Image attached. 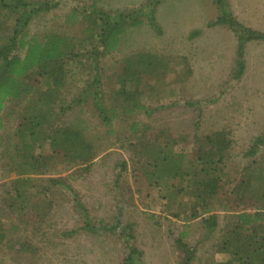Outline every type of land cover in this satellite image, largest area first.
<instances>
[{"label":"trees","instance_id":"obj_1","mask_svg":"<svg viewBox=\"0 0 264 264\" xmlns=\"http://www.w3.org/2000/svg\"><path fill=\"white\" fill-rule=\"evenodd\" d=\"M61 1L0 0V110L6 101L17 102L12 112L16 127L3 166L7 173L20 177L2 194L0 210L8 213L0 218V256L8 252L15 257L29 254L33 258L38 254L37 236L53 214V188L60 186L67 190L73 202L83 208L63 178H49L48 186L34 189V178L29 177L76 169L90 171L104 153L86 131L81 110L76 113L78 107L83 109L92 98L97 119L112 128L115 120L138 113L149 116L156 111L147 103L170 89L166 75L171 68L178 71L182 65L184 82L190 76L191 69L185 60L169 62L150 53H131L112 69L114 95L106 97L96 56L116 53L122 37L130 29L140 27L144 15L158 30L153 12L161 0L151 1L147 14L143 8L116 13L99 8L95 0L89 6L78 0H66L71 8L65 24L71 25L72 31L75 27L79 29L76 35L49 32L29 36V22ZM210 1L216 17L207 27L226 28L237 41L236 58L229 73L234 83L244 74L246 45L264 42V32L242 25L231 12L229 0ZM192 34L190 37L197 35ZM87 46L94 68L92 80L82 91L71 93L74 85L67 63ZM200 119L198 115L197 125L190 131L134 121L120 132L109 130L108 134L115 137L114 142L128 156L117 163V178L127 179L129 170L135 192L149 199V210L158 206L164 219L181 221L183 227L198 222L207 235L217 233L212 263L264 264V155L258 154L260 149L264 150V133L243 155L249 159L240 168L233 161L235 146L230 132L214 129L202 134L198 127ZM127 192L132 199V189L127 188ZM220 213L224 214L226 224L219 231ZM85 226L92 230L89 221ZM118 227L114 225L108 230L114 232ZM125 231H122L125 256L120 264H144L142 253ZM185 235L182 231L176 238L180 253L177 264L196 261V249L183 241Z\"/></svg>","mask_w":264,"mask_h":264},{"label":"rangeland","instance_id":"obj_2","mask_svg":"<svg viewBox=\"0 0 264 264\" xmlns=\"http://www.w3.org/2000/svg\"><path fill=\"white\" fill-rule=\"evenodd\" d=\"M65 1L35 16L28 24L29 36H43L49 32H71L76 35L79 29L75 27L72 31V26L65 24L66 14L71 8ZM78 1L89 6L93 0ZM95 1L104 11L124 13L143 8L147 14L150 8L148 5L153 0ZM228 2L231 12L242 25L264 32V0ZM153 14L158 30L151 26L148 17L144 15L141 17V26L130 29L122 37L116 53L105 57L99 54L96 56L95 60L101 70L100 82L106 97L114 95L115 83L110 80L112 69L131 53H150L162 56L169 62L185 60L191 69L190 76L187 75L184 82L182 65L178 71L171 68L166 75L170 89L147 103L156 111L149 116L138 113L125 120H115L112 128L105 127L97 119L91 106L92 98L88 104L83 105V109L78 107L76 113L79 114L81 110L86 131L102 146L104 153L91 165L90 171L76 169L62 174L29 177L34 178V189L48 186L46 180L49 178H63L72 187L83 208L73 202L70 192L60 186L53 188V214L41 226L37 236L40 240L38 254L33 258L29 254L15 257L7 252L0 256V264H120L125 256L124 229L142 253L144 264H177L180 253L176 238L182 231L186 233L182 237L183 241L196 249V261L193 264H214L213 246L218 238L217 233L207 235L198 222L183 227L181 221L164 219L158 206L149 210V199L135 192L136 187L129 170L126 172L127 179L117 178V163L126 160L128 156L108 131L120 132L133 121L157 128L167 126L190 131L196 127L198 115H201L199 132L203 134L214 129L229 131L235 146L233 161L237 167H243L249 159L243 155L264 133V43L249 45L248 74L232 83L229 73L237 41L226 28L207 27L216 17L215 7L210 0H161ZM192 33L197 35L190 37ZM67 69L74 85L71 93L82 91L94 73L90 48L85 47L70 59ZM188 101L196 104L189 106ZM16 106L17 102L6 101L0 110V202L11 182L20 178L7 173L3 166L7 150L10 149L11 133L16 127L15 114L12 113ZM258 154L264 155V150L260 149ZM115 181L118 182L117 186ZM126 185L132 189V199ZM7 213L0 210V218H5ZM151 214L155 217H150ZM223 218L224 214L220 213L219 231L226 224ZM86 221L90 222L91 231L86 229ZM114 225L119 226L117 230H108Z\"/></svg>","mask_w":264,"mask_h":264},{"label":"crops","instance_id":"obj_3","mask_svg":"<svg viewBox=\"0 0 264 264\" xmlns=\"http://www.w3.org/2000/svg\"><path fill=\"white\" fill-rule=\"evenodd\" d=\"M252 43H264V42H250V43H248L247 45H246V47H245V51H244V61H245V70H244V74H243V76H245L246 75V73L248 74V60H249V56H247V49L249 48V45L250 44H252ZM235 58H236V54L233 56V59H232V62H233V64H232V68H233V66H234V61H235ZM231 68V69H232ZM242 76V77H243Z\"/></svg>","mask_w":264,"mask_h":264}]
</instances>
